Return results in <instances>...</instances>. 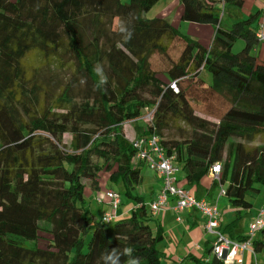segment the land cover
I'll use <instances>...</instances> for the list:
<instances>
[{"label":"trees","instance_id":"trees-1","mask_svg":"<svg viewBox=\"0 0 264 264\" xmlns=\"http://www.w3.org/2000/svg\"><path fill=\"white\" fill-rule=\"evenodd\" d=\"M158 1L0 0V264H97L114 247L132 248L140 264H161L164 235L133 194L143 168L124 129L146 110L147 126L190 185L219 163L214 183H227L237 216L253 206L247 196L264 184L256 14L225 26L227 6L244 0H180L182 20L217 26L204 45L164 17L148 18ZM238 39L244 46L233 52ZM103 173L137 205L109 223L95 218L86 240V180L100 188ZM254 248L263 250L264 239ZM197 261L224 264L215 256Z\"/></svg>","mask_w":264,"mask_h":264},{"label":"crops","instance_id":"crops-1","mask_svg":"<svg viewBox=\"0 0 264 264\" xmlns=\"http://www.w3.org/2000/svg\"><path fill=\"white\" fill-rule=\"evenodd\" d=\"M161 1L162 0H159V2ZM171 3L175 5V9H176L175 14L178 17V21L174 23L175 24L174 26L180 29L183 25H185L188 28L197 29V31H195L197 39L201 41L202 44L209 45L212 42V39L215 34V29H217V26L211 23H198V22H192L191 24L188 23L186 24V22H190V21L182 20V5L180 0H171ZM225 12L224 13L227 18L226 20H224L225 16L223 15V22H222L223 25L230 26L235 21L243 17H247L251 14H256L255 25L257 27V30H260L261 24L264 23V0H244V4L241 8H237L229 5L225 9ZM199 28L201 34L198 31ZM256 54L261 60H264V41H259V45L256 49ZM133 122H135L136 124V130L134 131L132 129L133 127L130 128L129 130L130 136L127 135L125 129L126 124H124L126 136L130 140H133L134 138L142 135L144 130L143 128L146 126L145 122H143L141 125L138 124L137 120ZM140 162L142 168L144 167L145 164H147L144 161H140ZM177 164L179 166V171L177 173V180L179 185L189 189L194 194L202 196L201 199L205 198L207 201L211 203H216L217 205L221 204V202H223L224 205L226 204L225 209L230 211L226 214L229 220L227 224L232 223L234 224L235 227L232 228L233 232H231V234L230 233H225V234L231 238L246 236L247 232L249 231L250 224L256 217L257 212H251L248 226L242 227V224H240L241 222L240 220L242 219L243 214L239 216L240 217L239 218L237 216L238 210L234 206H232L230 200L227 199V201H225L223 199L227 197L226 194H222V189L226 188L227 186L226 184L221 186V184L214 183V179L216 178L210 173L201 180L199 186L190 185L187 179L185 178V173L184 170L182 169V165L180 163ZM149 169L152 170L151 168ZM151 172H152L151 180L146 185V189H143L142 190L143 192H140L139 195L137 194V196L141 195V197H143V200L147 204V209L149 213L152 215L151 225L154 231L159 230L164 235L163 241L158 245V248L161 251V261H162L161 264H163V261L166 264H200L197 261V258L210 259L212 256L208 255L209 253L206 249L209 246L212 247V243L215 239V235L211 233H207V231L205 230L206 217L203 215L201 211L195 208H184L181 211L175 210L174 209L175 201L173 199L170 200L169 207L164 211H159L157 213H154L152 211L150 203L157 198L163 187V185H161L159 186V188H156V185L160 180L157 176H159L160 178H163V176L161 175V173L155 170H152ZM103 174L102 175L105 176L106 179L104 183H107L108 175L107 173H103ZM145 180L146 177L143 176L141 184H144ZM102 181L103 180L101 178V183ZM148 191H150V195H149L150 198L147 202L146 198L148 197ZM135 203L137 205L136 200ZM103 204L108 205V207L111 209L107 199L103 202ZM135 206H132V208ZM221 208L223 209L222 206ZM131 209H129L128 211H124L121 214L120 213L117 214L116 212V216L119 215L120 217H126L130 214ZM103 211L104 212L101 216H103L109 210L103 209ZM123 214H127V215L123 216ZM222 216H221V229L223 230V228L226 226L225 224L226 221L223 220L224 216L223 217ZM260 233L261 232H258V234ZM250 253H248L249 258L247 261L245 259V254L247 253L243 254L242 264H258V259L256 257L257 254L253 255L252 253L251 254Z\"/></svg>","mask_w":264,"mask_h":264},{"label":"built area","instance_id":"built-area-1","mask_svg":"<svg viewBox=\"0 0 264 264\" xmlns=\"http://www.w3.org/2000/svg\"><path fill=\"white\" fill-rule=\"evenodd\" d=\"M257 37L259 41H264V23L261 24ZM142 119L146 122L151 120L152 112H149ZM143 129V134L132 140V146L136 151L135 159L146 162L149 168L163 176V187L157 198L150 203L152 211L154 213L164 211L169 207L171 199L175 201V210L195 208L201 211L206 217L205 230L207 233L215 235L212 243V256L222 260L224 264H242V256L245 251L256 255L254 238L256 233L264 232V208L251 222L245 240L239 241L228 237L221 230V212L218 205L207 201L205 198H197L192 191L178 184L179 166L175 156L167 154L160 136L154 129L151 130L148 126ZM220 172L221 165L219 163L214 164L211 168V174L219 179ZM222 194H225V189H222ZM107 200L111 209L103 215V219L109 223L116 216L118 207L122 203L121 194L114 189H108ZM97 201L104 202L101 198H97Z\"/></svg>","mask_w":264,"mask_h":264},{"label":"rangeland","instance_id":"rangeland-1","mask_svg":"<svg viewBox=\"0 0 264 264\" xmlns=\"http://www.w3.org/2000/svg\"><path fill=\"white\" fill-rule=\"evenodd\" d=\"M123 3H129L130 0H122ZM159 2V1H158ZM156 3L150 10L147 11L146 16L148 18H154V17H164L166 19H168L173 25H175L174 23L178 21V17L176 16L175 12V5L173 3H171V0H162L159 3ZM164 9V10H163ZM226 13V12H225ZM225 13L223 14L225 16ZM226 16L224 17V20H226ZM185 23V22H184ZM191 24L192 22H186V24ZM233 23V22H232ZM178 28V27H177ZM179 29V28H178ZM193 29V28H192ZM188 28L187 26L183 25L179 30L184 33V34H188L191 35L194 38H197L195 31H197V29H193ZM199 33L201 34L200 28H199ZM200 36V35H199ZM244 46V42L242 39H238L232 48L233 52H238L239 50H241V48ZM208 78L211 77V74L207 73ZM149 112L152 111H145V114L143 115V117L145 115H147ZM138 124H142L144 122V120L138 119ZM125 129H126V133L128 136L129 135V130L130 128H132L134 131L136 130V124L133 121H128L125 123ZM145 125L147 126V122L145 121ZM166 134H168V132H165ZM69 138V137H67ZM259 142V141H258ZM255 142L254 144L258 143ZM178 163V162H177ZM152 170L149 169L148 165L145 164L143 167V176L146 177L145 183L144 184H139L134 190H133V194L136 196L137 194L139 195L140 192H143V189H146V185L150 182L151 180V175H152ZM157 173V172H156ZM104 175V174H103ZM102 175V176H103ZM160 180L158 181L156 188H159V186L163 185V178H160L159 176H157ZM102 183H101V188H97V189H93L91 187V183L90 181L86 180V189H85V194H84V198L85 201L83 203V207L87 213L88 219L90 221V227H89V231L86 235V240H89L91 237V234L93 232V228H94V219L95 218H100L101 215L103 214V209L104 210H110V208L108 207V205H105L103 203H100L97 201V198H101L103 201H105L107 199V191L109 188H113L116 191H120L121 192V197H122V203L119 206L118 210H117V214H121L124 211H128L129 209L132 208V206H135V199L134 197H130L127 193L124 192V190L122 188H120L119 185H115V184H111L110 182L104 183V181H106L105 176L102 177ZM227 185V183H226ZM260 187V192L258 194L252 195V194H248V199H250V201L253 203V206L249 209L246 210L243 213L242 219L240 220V224H242V227L244 226H248L249 224V220H250V213L251 212H257L256 214L258 215L259 212L261 211L264 205V184L259 185ZM149 195H150V191H148V197L146 198V201L148 202L149 200ZM141 196V195H140ZM225 201H227V199H229L228 197L223 198ZM221 206L223 207V209L221 208ZM220 212H221V216L223 214V220H225V224L227 225V223L229 222L228 217L226 216V214L228 212H230L229 210H226V204L224 205L223 202H221V204L218 205ZM226 210V211H225ZM223 211V212H222ZM127 214H123V216H126ZM256 215V216H257ZM120 217L119 215L114 217V219ZM113 219V220H114ZM114 222V221H113ZM249 232V231H248ZM247 232V234H248ZM47 237L48 236H44L43 238H41V240L39 241L38 245L41 248H45L47 246ZM256 240H261L264 239V233L261 232L260 234L257 233L256 235ZM247 254H245V259L246 261L249 258V254L250 252H245ZM251 254V253H250ZM212 256V255H211ZM258 256V264H264V249L259 251L257 253ZM163 264H166L163 261ZM201 264V263H200Z\"/></svg>","mask_w":264,"mask_h":264},{"label":"clouds","instance_id":"clouds-1","mask_svg":"<svg viewBox=\"0 0 264 264\" xmlns=\"http://www.w3.org/2000/svg\"><path fill=\"white\" fill-rule=\"evenodd\" d=\"M120 32L124 33V39L130 40L132 37V32L125 27L120 28ZM97 74L100 76V85L107 83V77L103 75L102 68L100 66L96 67ZM141 119V118H140ZM145 122V121H144ZM127 258L126 264H140L138 257L133 256V249L128 247L124 249H119L117 247L111 248L104 253H102L98 259L97 264H125L123 258Z\"/></svg>","mask_w":264,"mask_h":264}]
</instances>
